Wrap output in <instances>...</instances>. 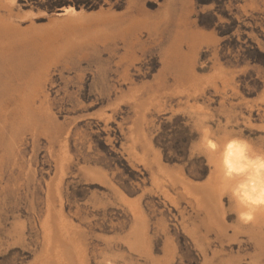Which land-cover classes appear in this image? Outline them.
<instances>
[{"label": "rangeland", "instance_id": "1", "mask_svg": "<svg viewBox=\"0 0 264 264\" xmlns=\"http://www.w3.org/2000/svg\"><path fill=\"white\" fill-rule=\"evenodd\" d=\"M111 1L125 11L130 0ZM139 2L156 13L166 0ZM168 7L169 22L141 32L145 49L135 47L127 78L126 39L58 57L34 98V128L11 123L13 148L0 153V264H63L68 254L73 264H264V216L241 225L215 170L203 156L189 160L190 148L201 150L202 116L217 136L264 148V0Z\"/></svg>", "mask_w": 264, "mask_h": 264}, {"label": "bare ground", "instance_id": "2", "mask_svg": "<svg viewBox=\"0 0 264 264\" xmlns=\"http://www.w3.org/2000/svg\"><path fill=\"white\" fill-rule=\"evenodd\" d=\"M17 1L18 0H0V7H8L5 8L6 10L17 7ZM168 1L170 0H166L165 5H163L162 8L156 13H152L151 11L147 10L144 4H141L139 0H130L125 11L99 9L93 11L81 10L76 12L73 6L68 5L66 11H70V17L62 19V21H59L60 23H53L50 21V23H48L46 26L35 25L34 22V17L37 14H44L45 12L36 13L32 10H19L17 12L10 10L8 18H12L15 24H7L2 19H0L1 155L9 153L13 148L12 137L16 136H13L11 131L10 138H8L9 133L7 131L13 121L16 122V120H20L23 127L29 126L30 128H34V121L37 118L39 119L40 116L35 114V110L37 109L33 108L35 103L34 98L35 96L40 98L39 92L43 90L42 84H44L42 78L50 73L49 67L52 65V62L54 63L58 57L63 58L73 52H77L78 54L86 56L85 52L89 47L95 45L110 46L116 38L126 39V50L121 55L120 62L123 64L122 76L127 78L128 65L133 59L137 57L135 47L142 45L141 49H145L144 43H146V41L143 40V42H141V32H146L151 35L150 33L153 31L154 24H156L158 19L164 18L166 22H169L170 13ZM184 13L186 14V11ZM26 19L30 20L31 24L28 25V27H25L26 31L24 32V36L17 37V26H19V24H21L22 21ZM194 37L184 34V38L187 41L189 40L188 42L196 41L197 39ZM174 45L176 46V44ZM174 45L171 46L172 50L177 48ZM184 53L185 52H183V54ZM155 179H157V177ZM51 204L53 205V203ZM48 239L50 241V238ZM68 253L70 252L67 251L65 255ZM68 255L70 257L66 256L64 259H62L63 264H73L72 260L69 259L71 258V255Z\"/></svg>", "mask_w": 264, "mask_h": 264}, {"label": "clouds", "instance_id": "3", "mask_svg": "<svg viewBox=\"0 0 264 264\" xmlns=\"http://www.w3.org/2000/svg\"><path fill=\"white\" fill-rule=\"evenodd\" d=\"M198 143L201 150H189V160L203 156L215 170L217 191L231 207V215L241 225L256 223L264 216V148L249 138L227 132L217 136L208 126L209 117H200Z\"/></svg>", "mask_w": 264, "mask_h": 264}, {"label": "water", "instance_id": "4", "mask_svg": "<svg viewBox=\"0 0 264 264\" xmlns=\"http://www.w3.org/2000/svg\"><path fill=\"white\" fill-rule=\"evenodd\" d=\"M29 0H24L22 1V3H20V0L17 1V7L11 8V9H5L8 7H4L5 10H3L4 12H0V19H2L4 22H6L7 24H15L14 20L12 18H8L10 10L12 11H19V10H32L36 13L39 12H45L44 14L42 13L43 17L45 18V20L43 22L38 21L36 16H39L41 13L37 14L34 17V22L35 25H47L48 23H50V21H52L53 23H60L59 21H62V19H66L68 17H70V11H66L67 6L63 7V8H59L56 11H41L40 9L36 8V7H25L24 3L28 2ZM101 3H99L97 5V7L95 9H87L84 6H76V5H70L73 6L74 10L77 11H81V10H86V11H93V10H99V9H112V10H116L114 9V4L112 3L111 0H100ZM30 20H24L22 21L21 24H19V26H17L16 31H17V37H21L24 36V32L25 27H28V25H30ZM22 39V38H21ZM25 39V38H24Z\"/></svg>", "mask_w": 264, "mask_h": 264}]
</instances>
